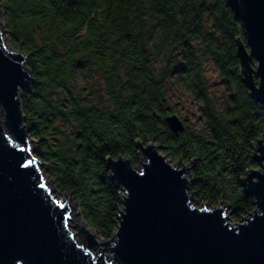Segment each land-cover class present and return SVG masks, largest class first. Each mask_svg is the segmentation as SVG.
<instances>
[{"label":"trees","instance_id":"1","mask_svg":"<svg viewBox=\"0 0 264 264\" xmlns=\"http://www.w3.org/2000/svg\"><path fill=\"white\" fill-rule=\"evenodd\" d=\"M10 47L27 56L33 81L20 104L36 155L57 190L71 194L103 238L117 226L119 189L105 157L134 163L136 140L189 163L193 199H224L232 218L253 209L240 178L258 167L264 107L239 77L235 38L243 29L226 0H0ZM226 91L210 94L204 60ZM81 82L88 88L74 90ZM169 88L200 103L204 128L175 134L164 118ZM184 122V121H183Z\"/></svg>","mask_w":264,"mask_h":264},{"label":"water","instance_id":"2","mask_svg":"<svg viewBox=\"0 0 264 264\" xmlns=\"http://www.w3.org/2000/svg\"><path fill=\"white\" fill-rule=\"evenodd\" d=\"M226 2L243 29L244 40L235 38L239 77L264 107V0ZM3 28L0 14V264H264V142L259 138L251 142L259 168L240 178L253 209L238 221L222 207L223 199L216 206L193 203L192 165L178 166L152 141L136 140L137 166L121 154L105 157L108 178L119 189L115 230L96 241L83 228L84 238L77 240L68 225V197L50 192L30 149L20 93L29 90L33 76L26 54L6 44ZM164 120L175 134L184 128L175 113ZM95 243L103 247L96 250Z\"/></svg>","mask_w":264,"mask_h":264},{"label":"rangeland","instance_id":"3","mask_svg":"<svg viewBox=\"0 0 264 264\" xmlns=\"http://www.w3.org/2000/svg\"><path fill=\"white\" fill-rule=\"evenodd\" d=\"M0 14H1V22H2V25L4 27L3 29H5L1 6H0ZM3 37H4L6 44L8 46H10L9 39H8V33L6 31H4ZM203 64L205 67V74H206V77H207L208 83H209L210 94L215 98L217 103H225L226 91H225L224 85L222 84L221 79L218 75V71L215 68V65L211 62L210 59H205ZM77 89L83 90L85 93H88V91H87L88 88L86 87V85L82 84L81 82H77L74 85V90H77ZM167 99H168V106L171 108V110L175 114H177L184 121V123L187 125V127L192 129L194 132L202 131V129L204 128L205 125H204L203 120L201 118L200 103L197 102L191 94L186 93L184 91H181L179 89L169 88ZM20 106H21V104H20ZM0 118L1 119L4 118V111L1 109V107H0ZM23 124H26L24 119H23ZM27 130H28L27 131L28 136L30 138V142H29L30 143V149L33 151L32 154L37 157V155H36V148H37L36 142L29 135V128ZM38 160H39L38 165H39L40 169L42 170V172L44 173L46 180H47V184L51 187L52 193L56 197L65 196L67 198L68 196H70V199L68 201H69V204L71 206V209L73 210L72 217H71L70 221L72 223H75V222H78L79 224L82 223L80 226H76V225L72 226L71 225V227H70L71 230L74 231V233L76 234L75 238L77 240L83 239L84 235H85L83 228H85L90 233H92V234L95 233L96 236L98 237L99 241H101L102 239H106V238H103V236L97 230H94L92 227H90L83 220L79 205L73 199L71 194L61 193L57 190L52 179L46 174L44 162L42 160H40L39 158H38ZM173 163L177 164L178 166H181V164L179 162H173ZM134 165L137 166L138 162L134 163ZM256 168H259V166ZM193 203L196 204L197 206H200V204H202L204 202H199V201L195 202L194 201ZM220 204L222 205L223 208H225L226 212L231 211L229 204L224 199L221 201ZM210 205L216 206L217 203L216 204H210ZM231 218H232V216H231ZM239 219L240 218H238V219L232 218V220H234V221H238ZM93 247L96 248V250H99L101 247H103V243H98V244L95 243V244H93Z\"/></svg>","mask_w":264,"mask_h":264},{"label":"bare ground","instance_id":"4","mask_svg":"<svg viewBox=\"0 0 264 264\" xmlns=\"http://www.w3.org/2000/svg\"><path fill=\"white\" fill-rule=\"evenodd\" d=\"M39 166V165H38ZM46 184H47V181H46ZM47 186L49 187V189H50V192H52V190H51V187L47 184ZM61 197V196H60ZM64 198H66L65 196H63ZM70 199V197L68 196V199L67 200H69ZM72 213H73V210H72ZM82 223H78V222H75V223H72L70 220L68 221V225L71 227V225L72 226H80ZM93 235H94V238L96 239V241H99V239H98V237L96 236V234L95 233H93ZM101 249V248H100ZM99 249V250H100Z\"/></svg>","mask_w":264,"mask_h":264}]
</instances>
